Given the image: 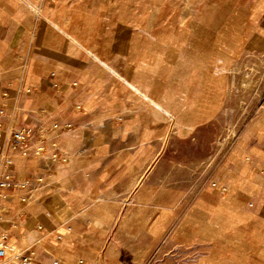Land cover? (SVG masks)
I'll return each instance as SVG.
<instances>
[{
    "label": "crops",
    "instance_id": "crops-1",
    "mask_svg": "<svg viewBox=\"0 0 264 264\" xmlns=\"http://www.w3.org/2000/svg\"><path fill=\"white\" fill-rule=\"evenodd\" d=\"M82 8L79 0H0V104L16 106L18 123L31 129L21 143L0 118L10 160L0 176V244L31 254V264H116L111 251L140 248L145 257L172 225L200 211L226 217L264 249V130L208 190H198L181 160L170 174L161 155L134 170L123 155L133 149L106 137L97 101L68 63L76 38L68 19ZM122 103L115 113L126 136L156 118L127 97ZM258 112L264 121V99Z\"/></svg>",
    "mask_w": 264,
    "mask_h": 264
},
{
    "label": "rangeland",
    "instance_id": "rangeland-1",
    "mask_svg": "<svg viewBox=\"0 0 264 264\" xmlns=\"http://www.w3.org/2000/svg\"><path fill=\"white\" fill-rule=\"evenodd\" d=\"M79 2L68 19L76 37L68 63L97 101L106 137L133 149L123 155L134 170L161 155L170 174L181 160L198 190H208L264 130V0H101L99 9ZM126 97L156 116L140 135L126 136L115 113ZM253 238L198 211L145 257L140 248L110 254L116 264H264ZM16 252L6 250L2 264H18Z\"/></svg>",
    "mask_w": 264,
    "mask_h": 264
},
{
    "label": "built area",
    "instance_id": "built-area-1",
    "mask_svg": "<svg viewBox=\"0 0 264 264\" xmlns=\"http://www.w3.org/2000/svg\"><path fill=\"white\" fill-rule=\"evenodd\" d=\"M6 117L8 119V127L12 128V135L17 139V141L24 143L29 142L31 137V129L27 125H20L18 123V108L13 106L8 110L6 104L2 102L0 104V118ZM42 147H39L41 149ZM10 162L9 158L5 154L3 147L0 145V176L1 170L4 169ZM5 183L1 180L0 177V189L4 186ZM7 258L6 252L4 250L3 244H0V264ZM15 259L19 264H31L32 256L15 254ZM52 264H61V261L58 258L53 259Z\"/></svg>",
    "mask_w": 264,
    "mask_h": 264
},
{
    "label": "bare ground",
    "instance_id": "bare-ground-1",
    "mask_svg": "<svg viewBox=\"0 0 264 264\" xmlns=\"http://www.w3.org/2000/svg\"><path fill=\"white\" fill-rule=\"evenodd\" d=\"M3 247H4L5 252H6V250L9 251V248H8L7 246H4V245H3ZM7 254H8V253H6V256H8ZM1 264H2V263H1Z\"/></svg>",
    "mask_w": 264,
    "mask_h": 264
}]
</instances>
